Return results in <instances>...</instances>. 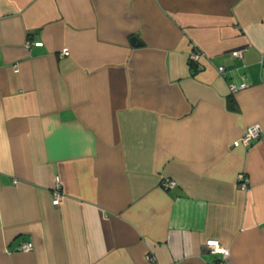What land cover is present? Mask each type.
Returning a JSON list of instances; mask_svg holds the SVG:
<instances>
[{"label":"crops","instance_id":"0c3cea01","mask_svg":"<svg viewBox=\"0 0 264 264\" xmlns=\"http://www.w3.org/2000/svg\"><path fill=\"white\" fill-rule=\"evenodd\" d=\"M209 239L264 264V0H0V264H217Z\"/></svg>","mask_w":264,"mask_h":264},{"label":"built area","instance_id":"2783aa9c","mask_svg":"<svg viewBox=\"0 0 264 264\" xmlns=\"http://www.w3.org/2000/svg\"><path fill=\"white\" fill-rule=\"evenodd\" d=\"M32 46V42L27 40L25 43V47L27 49H29ZM232 56L236 57V58H242L243 56V50H235L232 52ZM189 62L190 64H193L197 69L201 68V64H200V53L198 52L197 49H193L190 53H189ZM13 69L15 72H18V67L17 65L13 66ZM218 72L222 75L226 74V69L223 66H219L217 68ZM248 86V81L247 78L244 74H240L238 77L237 81H232L229 86H228V91L229 94H234L239 90L245 89ZM260 136V128L258 125H254V126H250L244 136L241 138V141L243 144L245 145H249L251 144V142L254 139H257ZM14 184H17L18 181L17 180H13ZM240 186L242 187H246V181L241 178V182ZM161 185L163 187L166 188H171L174 187L176 185L174 180H171L169 178H163L161 180ZM53 200H52V204L54 206H57L60 202V197H61V193H60V185H59V178L56 177L55 178V186L53 188ZM33 248V244L32 242H24L22 243L19 247L18 250L23 251V252H28L30 250H32ZM204 248L205 250H207L209 253L214 254V255H218L220 256L219 259H217V264H227V258L229 256V250L226 247H223L220 242L216 239H209L206 240L204 243ZM147 260L152 261V257L147 256Z\"/></svg>","mask_w":264,"mask_h":264},{"label":"water","instance_id":"95a60500","mask_svg":"<svg viewBox=\"0 0 264 264\" xmlns=\"http://www.w3.org/2000/svg\"><path fill=\"white\" fill-rule=\"evenodd\" d=\"M131 43L133 45H141V42L136 37L131 38Z\"/></svg>","mask_w":264,"mask_h":264},{"label":"trees","instance_id":"16d2710c","mask_svg":"<svg viewBox=\"0 0 264 264\" xmlns=\"http://www.w3.org/2000/svg\"><path fill=\"white\" fill-rule=\"evenodd\" d=\"M195 69L197 70V68L195 67Z\"/></svg>","mask_w":264,"mask_h":264}]
</instances>
